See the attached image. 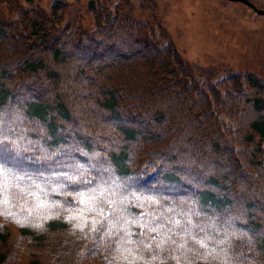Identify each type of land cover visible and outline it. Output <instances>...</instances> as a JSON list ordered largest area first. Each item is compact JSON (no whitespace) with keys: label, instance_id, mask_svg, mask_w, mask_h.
Wrapping results in <instances>:
<instances>
[{"label":"trees","instance_id":"obj_1","mask_svg":"<svg viewBox=\"0 0 264 264\" xmlns=\"http://www.w3.org/2000/svg\"><path fill=\"white\" fill-rule=\"evenodd\" d=\"M145 1L0 0V264H264V80L197 87Z\"/></svg>","mask_w":264,"mask_h":264},{"label":"rangeland","instance_id":"obj_2","mask_svg":"<svg viewBox=\"0 0 264 264\" xmlns=\"http://www.w3.org/2000/svg\"><path fill=\"white\" fill-rule=\"evenodd\" d=\"M50 1L30 0L43 9H48ZM63 1L66 13H79L84 27H89V14L83 0ZM130 1L129 12L137 13V0ZM252 2L264 7L263 0ZM145 3L142 17L150 18V3L176 49L190 61L191 77L196 80L197 87H202L199 81L207 73L206 69L212 72L210 81L220 78L227 69L248 70L264 80V14L255 12L240 0H147ZM224 115L221 113L220 117L227 121ZM261 172H264V163ZM79 209L82 212L71 215L70 219L75 221L85 215L90 221L95 219L86 206ZM69 230L71 232H46L62 258L83 244L84 232ZM9 244L18 255L14 264H26L25 257L30 248L28 240L12 237Z\"/></svg>","mask_w":264,"mask_h":264},{"label":"water","instance_id":"obj_3","mask_svg":"<svg viewBox=\"0 0 264 264\" xmlns=\"http://www.w3.org/2000/svg\"><path fill=\"white\" fill-rule=\"evenodd\" d=\"M240 1L248 5L255 12L264 14V8L256 6L251 0H240Z\"/></svg>","mask_w":264,"mask_h":264},{"label":"bare ground","instance_id":"obj_4","mask_svg":"<svg viewBox=\"0 0 264 264\" xmlns=\"http://www.w3.org/2000/svg\"><path fill=\"white\" fill-rule=\"evenodd\" d=\"M255 4V3H254ZM259 7V6H258ZM264 8V7H263Z\"/></svg>","mask_w":264,"mask_h":264}]
</instances>
